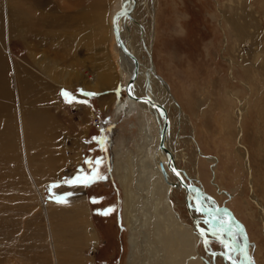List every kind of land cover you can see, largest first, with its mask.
I'll list each match as a JSON object with an SVG mask.
<instances>
[{"label":"rangeland","instance_id":"374dc122","mask_svg":"<svg viewBox=\"0 0 264 264\" xmlns=\"http://www.w3.org/2000/svg\"><path fill=\"white\" fill-rule=\"evenodd\" d=\"M18 1L0 0L5 84L14 89V71L18 70V79L27 77L33 86H39L37 91H46L45 95L47 88L40 85H53L54 96L48 97L51 110L61 115L65 130L51 145V157L57 162L54 169L49 167L52 163L44 167L48 158L43 159L48 155L45 151L51 146L29 145L24 117L17 109L5 107L0 112V264H166L169 256L174 260L167 250L175 244L166 240L167 231L160 232L154 220L148 219L146 205L150 204L149 212L153 199L149 188L138 181L140 159L153 156L149 137L158 140L159 129L140 110V103H135L134 111L130 104L119 109L127 103L126 73L115 74L111 85L91 92L79 85L56 88L39 66L48 60L96 76L103 63L104 69L116 64L108 58V50L116 48L111 21L121 0L105 2L100 24L88 18L82 26L73 27L63 19L76 9L70 7L76 1L50 0L56 12L38 20L39 32L33 43L25 34L28 21L20 14ZM135 10L136 17L127 19L136 28L129 25L126 39L135 36L134 29L149 34V64L171 101L167 111L174 165L182 175L189 173L191 180L195 172L205 198L233 213L248 235L252 264H264V0H137ZM143 20L149 21L147 30ZM236 24L245 27L244 35L237 34ZM140 37L138 33L136 46L142 41ZM31 55L37 58L31 59ZM140 58L144 61V54ZM64 92L74 99L69 102ZM13 101V108H18L15 95ZM239 110L243 116L237 126ZM7 123L15 126L11 128L15 136L11 143L7 140L3 144ZM191 138L193 144L188 142ZM191 163L195 165L193 176ZM93 170L103 178L88 186L77 185L94 244L82 243L78 251L66 253L63 238L56 236L58 214L45 220L38 193L53 210L70 209L77 198L71 192L74 184L65 181L81 173L91 175ZM166 198L178 222L192 232L193 239L198 237L193 260L231 264L238 241L230 232L232 227L195 216L190 201V214L199 221L196 225L184 194L168 187ZM106 210L110 211L104 214ZM198 228L205 231L201 237Z\"/></svg>","mask_w":264,"mask_h":264},{"label":"bare ground","instance_id":"6f19581e","mask_svg":"<svg viewBox=\"0 0 264 264\" xmlns=\"http://www.w3.org/2000/svg\"><path fill=\"white\" fill-rule=\"evenodd\" d=\"M24 1H27V0H24ZM75 1H76V5L72 4L70 7H72V8L75 7L76 9L73 11H69L67 14H65L66 17H64V19L62 18L64 21H65V19L69 21L70 27L71 26L72 27L73 26H82L88 18L95 20V22L97 20V21H99V24H100V20H99L100 17L99 16L101 15V12L103 11L102 8L106 7L105 2H107V0H75ZM136 1L137 0H134V2H135L134 8L131 10L129 15H123V14L121 15L120 14L119 17L117 18V22H116L117 29L119 31V36H120V39L125 46V49L130 54H132L133 57H135V59L138 62L137 76H136L133 84L127 88V91L125 90L127 103L126 104L122 103L121 106L119 107V109H121L122 107L126 108L130 104L129 107H131L133 111L137 110L136 109L137 105L135 104L137 101H134L133 99H131V97H135V96H136V98L146 97L148 99H151L153 102L159 104L164 109L165 114L160 109L153 107L149 103L137 102V103L141 104V106L139 105L140 110L143 113H146L147 116H149V118L152 119V122L158 127L159 135H160L161 129L163 127L164 118L165 117L167 118V120H168V131H167L166 136H165L164 146L171 153L172 158H173V162H174L175 158H176V154L173 153V149H172L173 145L170 144L171 141L173 140V135H172V131L170 130V127H169V125L171 126L170 121H169L170 111L169 110L167 111L169 103L171 101H170V97L167 96L166 88L164 87V85L161 86V84L158 82L159 80H157V78H156V75L153 71L152 65H151V63L149 64V57L147 56L149 54V47L146 46L147 41L149 40V34H147V31H146V33L142 34L143 31L138 32V29H134L135 36H132V38H130V39H129V37H128V39H126L127 35L125 32H127L128 29H130L129 25H132L131 28H136L134 26L135 23H133V22H131V20H129L132 16L136 17V10H135ZM102 3H104V5ZM131 6H132L131 0H121L119 11L129 10V9H131ZM18 7L21 8L20 14L22 13V15L24 16V19L26 21H28L26 27H24L25 28L24 29L25 34L28 36L29 41L33 43V39L35 41L36 35L39 32L38 31V29H39L38 20L39 19H40V21L42 19L44 20V18H47V16L48 17H49V15L51 16L53 14V12H56L53 1H50V0H28L26 3H23L22 0H19L18 1ZM101 9H102V11H101ZM61 15H59V16H61ZM103 18H104V15H103ZM127 18H129V19H127ZM138 18H141V16H139ZM104 19H103V21H104ZM236 21H238V20H236ZM142 22H143L142 24L145 26V28L147 30L149 28V21L143 20ZM106 23H108V22H106ZM49 24L50 23H48V25ZM52 24L55 25L56 23L55 24L52 23ZM235 26H236L235 31L237 32V34H239L241 36L244 35L243 32L245 30V27L238 25V24H236ZM105 27H106V29L107 28L110 29V25L105 26ZM0 28H1V25H0ZM101 32L103 33L102 30H101ZM138 33H141L140 38L142 41H141L140 45L136 46L137 43L139 42V40L137 38ZM148 33H149V31H148ZM111 37H112V34H111ZM94 39H97V35L94 36ZM111 40L114 43L113 37ZM64 42L69 43V39H65ZM115 46H116L115 49L113 48V46L112 47L110 46V48L108 50V53H109L108 58L112 59V60L114 59L115 60L114 63H116V64L112 63L114 65H110V66L106 65V67H105L106 69H104L103 65H105L106 63L105 64L103 63V65L100 67V74L98 73V75H96V76L90 75V73L81 74V73H78L75 70V68L70 67V65L69 66H67V65L66 66H59L56 62H52V61H48V60L47 61L43 60V61L39 62V66H41V70H43L45 75L49 78L48 81L50 80V82L52 81L53 84L55 83L54 85H57L56 88H58V87L71 88V87H75L76 85H79V86L83 87L85 90H88L91 92H97L100 86H103L104 84L107 86L111 85L113 83V80H114L113 78H114L115 74L126 73L127 83L130 81V79L134 75V66H133L132 60L117 47V43ZM141 54H144V61H142L140 58ZM10 58H12L11 52H10ZM30 58L35 59L37 57L35 55H31ZM116 67H117V70L115 72L114 70L116 69ZM6 68H7V61L4 59V57H2L0 55V112H4L5 107H9V109L11 108V111L17 109V112H19L24 117L25 125L23 126V124H22V126L24 127V131L26 132L27 141H28L29 145L31 146L34 144L35 147L37 145H39V147H40V145H41L42 148H46L48 145L51 146L53 144V142H55V140H57L58 138H61V136L63 135L60 132H63L65 130L64 125L62 124L63 118L61 119V117H60L61 115H57L56 112L54 114V112H52V110H51V102L52 101H50L48 97H49V94L51 96H54V95H52L53 90H54V86L51 84L48 85L46 83L42 84L41 83L42 78H41L39 80L40 81L39 85L42 84L40 86L43 87V89L47 88V89H45V90H47V95H45L44 92H46V91H43V90L41 92H40V90L37 91V88L39 86H37V87L33 86L32 83L30 81H28L27 77L25 79H23L22 76H20V78L18 79V77L16 75L18 70H15L14 71L15 86H14V89L11 87L12 88V91H11V90H9L8 85L5 84L6 80L3 78V77H5V74H6ZM21 75H23V74H21ZM100 75L102 76V78ZM47 77H46V79H47ZM6 79H8V78H6ZM44 82H45V80H44ZM10 85H12V84H10ZM127 93L130 94V97L127 96ZM14 95L18 98V105H17L18 108H13L12 103L14 102L13 101ZM10 115H12V113ZM143 115H145V114H143ZM7 116H9V115H7ZM242 116H243L242 110H239L237 113V117H238V120L236 121L237 126H238V123H239L240 119L242 118ZM137 118L139 120H142V116L139 113L137 114ZM146 119H148V118H146ZM21 123H22V121H21ZM11 126L9 124L5 126V127H7V132H6L5 136H2V137H5V138H3L4 139L3 144H5V142L7 140H9L10 143L13 141L12 136L14 135L13 134L14 130L11 128H14L15 126H13V124H11ZM21 130L23 131V128ZM29 133H31V134H29ZM30 135H32V137H30ZM146 139H147V137L145 138V141H146ZM149 141H151V143H153V145L151 146L152 148L150 147V149L152 150V152H154L153 153L154 158H153V156L150 157V155H147L145 158L140 159L139 167L141 165L142 170H141V177L139 178L138 181L141 182L142 184H144L146 189L149 188L148 192L150 194V197H152V199H153L152 206L150 207L151 210H149V212H148V208H149L150 204L146 205L147 213L149 215L148 219L151 218L154 220L153 224L155 227H157V226L160 227V232L166 233V231H167L168 235L166 237V240H170L175 244L174 249L168 248V250H167L168 254H172L173 256H175V259L173 260V258L168 255L169 259H167L165 263L166 264H200L199 262H196L193 260L194 245H195V243H197V242H195L196 241L195 239H197L198 237L193 239L192 232L189 230H185L183 224L178 222V220L175 218L176 215L172 211L173 210L172 207H170L169 204L167 203L168 200L166 198V191H167L168 187H171V188L181 192L182 194L185 195L184 200H185L186 208H187V211L189 212L190 217H192V215L190 214V208L188 206L190 201H191V205H193L192 206L193 207L192 208L193 214H195V216H198L199 213L197 212V210L193 204V191L192 190H186L184 187L177 185L174 174L171 172V169H169L167 167V162H168L167 156L165 155V153L161 149H159V138L157 140V138L151 139V137H149ZM188 142L193 144V138H191ZM51 149H53L52 146L50 149L48 148V150L45 151V154L48 152V155H46L43 159H45L47 156H48V158H46L44 167H45V165L48 166L50 163H52V165L50 164L49 167L54 169V167H55L54 163H57V162H56V160H53V157H51V155H54V151L52 152ZM39 150H40V148H39ZM25 152H26V150H25ZM25 152H24V154H26ZM144 152H145V149H144ZM49 153H51L50 156H49ZM146 153H147V148H146ZM190 165L192 166L190 170H191V173L193 176V167H195V165L193 163H191ZM161 166H163V168L165 169V172L167 174V179L163 178V175L161 173ZM173 168L175 169V171H177L179 173L178 168L175 165H173ZM187 170H189V169L187 168ZM179 174L181 175L183 181L186 184L196 185V187H198L200 189L198 194H197V197H196L197 207L199 209L205 210V211H207V210L215 211L217 206L213 202H211L210 199L205 198V196H204L205 194H203L202 187H201V185L198 184L199 182L197 179V177H198L197 174H195V172H194L195 176H193L194 177L193 180H191V178L187 177L189 175V173L187 176L184 174L182 175L181 172ZM120 175L121 174H119V177H120ZM172 179H174L175 181ZM119 180H120V183L123 185L124 181L121 178ZM148 185H150V186H148ZM35 188H36V191L38 192L36 185H35ZM71 192H72V194H74V196H76L77 199L73 201L74 202L73 207L70 209H66V210H64V209L53 210V207L49 206L50 204H46L43 202L40 193H38V197L40 200L41 213L43 214L45 220L47 221L50 218V216L52 217L53 215H55V213L58 214V218L60 219V228L57 230L56 236H57V238H61V237L63 238L62 242L65 246H64V248L63 247L62 248H63V251H65L66 253H70L71 251H78L80 246L82 245V243L84 245H86L87 243L94 244V240H95L93 234L91 233V231L89 229V223L87 220V217H88L87 211H86V208L84 207V204H83L81 197H80L79 186L77 184H74ZM124 192H125V190H124ZM127 194H128V192H127ZM154 212H155V214H154ZM57 214L55 216L56 218H57ZM127 216H125V217H127ZM199 216H201V218L205 217V220L207 221V223H210V221H214L216 223L223 221L228 226L232 227L231 219L224 211L220 210L211 216H203L200 214H199ZM262 216H263V214H262ZM192 218L196 222V219H194V217H192ZM237 222H238L239 228L244 232L245 237L248 240V238H247L248 235L245 231L244 226L238 220H237ZM198 224L199 223L197 222L196 225H198ZM232 228L230 229V232L233 234V236L237 237L236 239H238V241H237V244H234L237 254H234L235 259L233 261H231L232 262L231 264H246L247 263V255L243 249V238L234 228H233L234 230ZM201 230H203V229H201ZM201 233H203V232L200 231V234ZM203 234H205V231ZM201 236H202V234L200 235V237ZM220 239L222 241H225V239L223 238L222 235H220ZM229 241H230V239H229ZM248 252H249V247H248ZM248 252H247V254L249 255ZM225 259L228 260L227 257ZM249 259H250V255H249ZM250 264H252L251 259H250Z\"/></svg>","mask_w":264,"mask_h":264},{"label":"water","instance_id":"95a60500","mask_svg":"<svg viewBox=\"0 0 264 264\" xmlns=\"http://www.w3.org/2000/svg\"><path fill=\"white\" fill-rule=\"evenodd\" d=\"M132 2V6H131V9L129 10H121L119 11L118 13H115V15L113 16L112 18V30H113V35L115 37V41L117 43V47L123 52L125 53L133 62V66H134V75L133 77L130 79V81L127 83L126 87H125V90L127 91V88L129 86H131L137 76V73H138V62L137 60L135 59V57H133L132 54H130L126 49H125V46L123 44V42L121 41L120 39V36H119V31L117 29V25H116V22H117V18L119 17V15L123 14V15H129V13L131 12V10L134 8V0H131ZM127 96L130 97V94L127 93ZM131 99H133L134 101H137V102H146V103H149L151 104L153 107L155 108H158L160 109L164 114H165V111L164 109L157 103L153 102L151 99H148L146 97H140V98H136V97H131ZM168 131V120L167 118L165 117L164 118V123H163V127L161 129V132H160V135H159V149H161L165 155L167 156V159H168V162H167V167L169 169H171V172L174 174V177L176 179V182H177V185L178 186H181V187H184L186 190H192L193 191V204L197 210V212L200 214V215H203V216H211L213 214H215L216 212L218 211H224L231 219V225L232 227L241 235V237L243 238V249L247 255V263L246 264H250V259H249V255L247 254L248 252V247H249V242L248 240L246 239L245 237V234L244 232L239 228V225H238V222L237 220L235 219V217L233 216L232 212L227 208V207H217L215 209V211H205V210H201L197 207V204H196V197H197V194L199 192V188L196 187L195 185H191V184H186L181 175L175 171V169L173 168V165H174V162H173V158H172V155L171 153L165 148L164 146V140H165V136H166V133ZM161 173L163 175V178L164 179H167V174L165 172V169L163 168V166H161ZM195 221V220H194ZM199 223V221H197L196 219V223ZM199 231H202L204 233L203 230H201L200 228H198ZM207 234V233H206Z\"/></svg>","mask_w":264,"mask_h":264},{"label":"snow or ice","instance_id":"6c2138e0","mask_svg":"<svg viewBox=\"0 0 264 264\" xmlns=\"http://www.w3.org/2000/svg\"><path fill=\"white\" fill-rule=\"evenodd\" d=\"M82 94L89 95V96L95 95L94 93H82ZM63 95L66 97V99L69 102H71V100L74 99L67 92H64ZM86 162H88V161H86ZM96 163L99 164L100 162L96 161ZM102 178H103L102 176H99V174L95 170H93L91 175H86V174L81 173L80 175H77L76 177L72 178L71 180H66L65 182L70 183V184H84L85 186H88V185L96 182L97 179H102ZM93 202H95V201H93ZM108 211H110V210H106L104 214H107ZM201 234L203 235V233H201ZM226 247H227V245H226Z\"/></svg>","mask_w":264,"mask_h":264}]
</instances>
